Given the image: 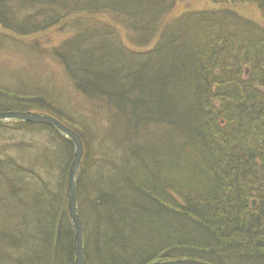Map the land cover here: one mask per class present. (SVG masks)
Segmentation results:
<instances>
[{
	"label": "trees",
	"instance_id": "1",
	"mask_svg": "<svg viewBox=\"0 0 264 264\" xmlns=\"http://www.w3.org/2000/svg\"><path fill=\"white\" fill-rule=\"evenodd\" d=\"M180 1L0 0V54L56 61L89 103L76 114L56 84L0 75V112L47 113L83 140L85 264H264V26L231 7L264 0ZM73 157L51 125L0 122V264H76Z\"/></svg>",
	"mask_w": 264,
	"mask_h": 264
},
{
	"label": "rangeland",
	"instance_id": "2",
	"mask_svg": "<svg viewBox=\"0 0 264 264\" xmlns=\"http://www.w3.org/2000/svg\"><path fill=\"white\" fill-rule=\"evenodd\" d=\"M222 7L214 0H182L178 2L176 7V14H179L185 9H214ZM233 7L239 14L250 18L264 26V14L254 5L250 3H240ZM61 35H57L56 40L61 39ZM13 47V45L11 44ZM8 45L3 53L0 54V75L8 78L11 82H16L18 76L24 78L29 76L31 79L38 84L41 80L56 84L61 91V98L63 102L72 108V112L78 114L77 109L88 108L89 103L86 99L77 91L74 87L67 81L66 74L64 73L62 67L54 60L39 55L37 53H32L26 51L23 47L16 46L14 48ZM12 48V49H11ZM26 51V52H25ZM62 85V86H61ZM57 91V90H56ZM86 121V120H85ZM82 123V122H81ZM87 123L94 125V120L91 118L87 119ZM96 123V122H95ZM4 139L11 140L18 148L19 144L25 149L28 144L27 140L19 139L20 135L3 132ZM35 137V135H34ZM37 140L40 138L37 137ZM12 150V148H10Z\"/></svg>",
	"mask_w": 264,
	"mask_h": 264
},
{
	"label": "water",
	"instance_id": "3",
	"mask_svg": "<svg viewBox=\"0 0 264 264\" xmlns=\"http://www.w3.org/2000/svg\"><path fill=\"white\" fill-rule=\"evenodd\" d=\"M10 120H22L34 123H44L53 126L65 136H67L74 144V157L71 162L68 174L67 184V203L68 213L74 229V244L76 252V264H85L84 254V231L82 221L78 209V177L84 154V143L81 136L73 129L69 128L57 118L44 112L36 111H19L10 110L0 112V122ZM255 205V201L253 202ZM150 264H211L193 258H180L172 260H155Z\"/></svg>",
	"mask_w": 264,
	"mask_h": 264
}]
</instances>
